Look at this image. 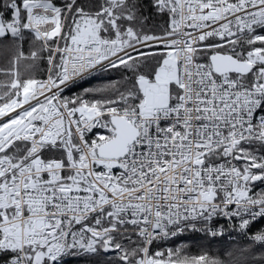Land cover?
Returning <instances> with one entry per match:
<instances>
[{"label": "snow or ice", "instance_id": "6c2138e0", "mask_svg": "<svg viewBox=\"0 0 264 264\" xmlns=\"http://www.w3.org/2000/svg\"><path fill=\"white\" fill-rule=\"evenodd\" d=\"M0 56V264H264V0H0Z\"/></svg>", "mask_w": 264, "mask_h": 264}, {"label": "trees", "instance_id": "16d2710c", "mask_svg": "<svg viewBox=\"0 0 264 264\" xmlns=\"http://www.w3.org/2000/svg\"><path fill=\"white\" fill-rule=\"evenodd\" d=\"M158 23H160V21H157ZM5 63L3 56H0V66H3ZM46 69V65L41 63L39 64V66L35 69L32 70H27L25 68V66L22 64L21 65V71L22 72H28L31 71L33 74H36L37 76H40L42 73L45 72ZM104 79H95V80H91L90 84H84V87H90L94 84H99V83H103V82H107V79H113V80H118L120 79V74L119 72H112V73H105L104 74ZM73 92H79L81 91V89L79 88H74L72 90ZM68 95H71L72 93H67ZM260 226H264L261 224H257L255 225V227H260ZM240 238L234 236L232 238H230L229 235H225L223 239L217 238L215 240H211L210 238H206L203 236V234L201 233H186L185 234V238L177 241L176 243H185L187 244L188 247V251L190 254L192 255H196L199 254L201 251H208L212 254H218L221 251L227 250L228 248L232 247L236 242L239 241ZM165 247H173V244H166L164 245Z\"/></svg>", "mask_w": 264, "mask_h": 264}, {"label": "built area", "instance_id": "2783aa9c", "mask_svg": "<svg viewBox=\"0 0 264 264\" xmlns=\"http://www.w3.org/2000/svg\"><path fill=\"white\" fill-rule=\"evenodd\" d=\"M234 236L240 238V237H239L238 235H236V234L231 235L230 238H232V237H234Z\"/></svg>", "mask_w": 264, "mask_h": 264}, {"label": "rangeland", "instance_id": "374dc122", "mask_svg": "<svg viewBox=\"0 0 264 264\" xmlns=\"http://www.w3.org/2000/svg\"><path fill=\"white\" fill-rule=\"evenodd\" d=\"M166 247H168V246H166Z\"/></svg>", "mask_w": 264, "mask_h": 264}]
</instances>
